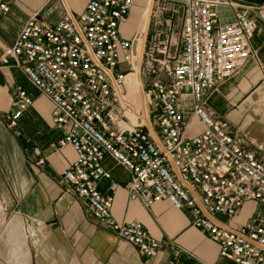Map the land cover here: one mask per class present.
<instances>
[{
	"label": "built area",
	"instance_id": "obj_1",
	"mask_svg": "<svg viewBox=\"0 0 264 264\" xmlns=\"http://www.w3.org/2000/svg\"><path fill=\"white\" fill-rule=\"evenodd\" d=\"M51 1V0H47ZM180 1L184 14L177 53L167 34L151 30L159 3ZM13 0H0V18ZM134 0H87L79 14L66 11L53 25L31 16L16 40L3 48L0 63H13L52 104L51 121L63 136L50 149L70 146L75 158L61 172L64 191L75 196L86 218L133 246L147 259L162 244L136 221L118 223L111 215L117 184L102 167L110 157L129 175L123 184L131 202L149 210L168 201L191 212L192 226L218 245L219 256L235 264H264V226L251 222L238 231L222 229L213 216L231 219L243 203L264 207V158L246 149L247 142L212 109L203 107V92L254 61L264 85V61L251 40L264 23V3L246 7L238 0H146L144 29L126 31ZM255 11L250 18L240 12ZM220 9L232 13L225 22ZM165 34V35H164ZM9 128L17 126L31 97L15 86ZM193 100L192 116L201 130L188 135L180 98ZM32 161L44 164L34 147ZM107 181L105 190L99 184ZM171 264V263H170Z\"/></svg>",
	"mask_w": 264,
	"mask_h": 264
},
{
	"label": "crops",
	"instance_id": "obj_2",
	"mask_svg": "<svg viewBox=\"0 0 264 264\" xmlns=\"http://www.w3.org/2000/svg\"><path fill=\"white\" fill-rule=\"evenodd\" d=\"M86 2L13 0L9 11L0 18V53L16 40L31 16L53 25L66 11L75 15L82 12ZM238 2L258 7L264 0ZM240 12L255 17L253 10L242 8ZM219 14L225 22L233 20L232 13L225 9H220ZM251 47L257 58L264 61L261 21ZM243 70L218 85L215 91L203 92V107L214 110L243 136L247 150L256 152L255 147L263 145L257 155L264 158V127L256 121L247 98L253 71L245 75ZM15 86L23 87L32 102L17 126L9 128L6 116L11 112ZM180 102L188 135L199 133L201 126L191 114L190 95L184 93ZM51 114V102L29 83L21 69L13 63L6 66L0 63V264H235L221 258L218 245L192 226L189 209H175L166 200L153 204L149 210L131 202L123 188L129 175L108 156L101 165L117 184L112 194V217L118 223L139 222L162 248L156 258L147 259L133 246L86 218L75 196L64 191L61 172L73 162L75 153L70 146L50 149V143L63 136L62 130L52 124ZM34 147L40 149L42 166L32 161ZM108 184L102 181L99 189L105 190ZM213 219L222 229L230 231H238L251 222L264 226V207L249 201L231 219L218 215Z\"/></svg>",
	"mask_w": 264,
	"mask_h": 264
},
{
	"label": "rangeland",
	"instance_id": "obj_3",
	"mask_svg": "<svg viewBox=\"0 0 264 264\" xmlns=\"http://www.w3.org/2000/svg\"><path fill=\"white\" fill-rule=\"evenodd\" d=\"M145 3L146 0H134L133 8L126 21L127 31L137 30ZM158 8V16L151 19V30H158L159 32H162V34H167L170 52L177 53L179 48L181 23L184 14L182 3L180 1L176 3L161 1ZM243 71L245 75H248L249 71H253L250 73L252 83L249 84L250 87L247 91V98L252 103V110L256 113V121L259 122L262 127H264V85L259 84V76L253 63H248ZM231 129L233 128L231 127Z\"/></svg>",
	"mask_w": 264,
	"mask_h": 264
},
{
	"label": "bare ground",
	"instance_id": "obj_4",
	"mask_svg": "<svg viewBox=\"0 0 264 264\" xmlns=\"http://www.w3.org/2000/svg\"><path fill=\"white\" fill-rule=\"evenodd\" d=\"M148 15H149V9H147V13L145 12L144 13V16H143V22L139 25V26H137V28H139V30H141L142 29V25H143V29H144V24H145V22H147V19H148ZM140 22V21H139ZM142 29V30H143ZM127 31V30H126ZM144 31V30H143Z\"/></svg>",
	"mask_w": 264,
	"mask_h": 264
}]
</instances>
